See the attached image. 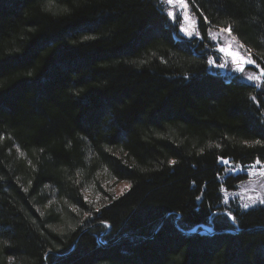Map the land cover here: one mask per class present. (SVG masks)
<instances>
[{
	"label": "trees",
	"instance_id": "obj_1",
	"mask_svg": "<svg viewBox=\"0 0 264 264\" xmlns=\"http://www.w3.org/2000/svg\"><path fill=\"white\" fill-rule=\"evenodd\" d=\"M187 1L193 37L160 0H0V264H264L231 195L264 86L208 64L223 28L264 70V0Z\"/></svg>",
	"mask_w": 264,
	"mask_h": 264
},
{
	"label": "rangeland",
	"instance_id": "obj_2",
	"mask_svg": "<svg viewBox=\"0 0 264 264\" xmlns=\"http://www.w3.org/2000/svg\"><path fill=\"white\" fill-rule=\"evenodd\" d=\"M166 5V12L172 13L169 18L178 23L179 31L184 37L197 34L196 18L192 14L187 0H160ZM188 33L192 35L189 36ZM214 50L218 54L209 58L210 67L225 76H239L244 82L264 86V70L252 58L249 50L242 45L228 29H213L209 33ZM223 49V51H220ZM213 63H209V61ZM251 61V62H249ZM223 65V67H220ZM263 71V73H262ZM239 170V168H238ZM248 175V179L239 185L238 190L231 194L236 196L244 206L264 204V168L260 163H253L248 168L240 169ZM237 171V170H233ZM125 182L115 186V192L121 193L127 189ZM227 196V195H226Z\"/></svg>",
	"mask_w": 264,
	"mask_h": 264
},
{
	"label": "water",
	"instance_id": "obj_3",
	"mask_svg": "<svg viewBox=\"0 0 264 264\" xmlns=\"http://www.w3.org/2000/svg\"><path fill=\"white\" fill-rule=\"evenodd\" d=\"M262 73H263V71H262ZM213 231L214 230L212 228H210L209 226L208 227L207 226H203L202 229L199 230V233L208 234V235L210 234L211 235V234H213Z\"/></svg>",
	"mask_w": 264,
	"mask_h": 264
},
{
	"label": "snow or ice",
	"instance_id": "obj_4",
	"mask_svg": "<svg viewBox=\"0 0 264 264\" xmlns=\"http://www.w3.org/2000/svg\"><path fill=\"white\" fill-rule=\"evenodd\" d=\"M168 15L171 16L172 13L169 12ZM188 35L191 36L192 34H191V33H188ZM220 51H223V49H220ZM249 62H251V61H249ZM209 63L211 64V63H213V61L210 60ZM220 67H223V65H220ZM222 162H223V163H227V161H222ZM169 163H174V161H170ZM257 163H259V161H257ZM229 215H230V214H229Z\"/></svg>",
	"mask_w": 264,
	"mask_h": 264
}]
</instances>
